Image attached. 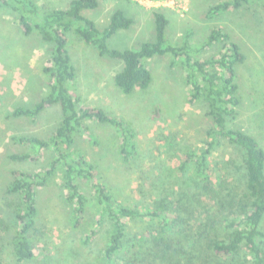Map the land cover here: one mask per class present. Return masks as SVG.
<instances>
[{"label":"trees","instance_id":"trees-1","mask_svg":"<svg viewBox=\"0 0 264 264\" xmlns=\"http://www.w3.org/2000/svg\"><path fill=\"white\" fill-rule=\"evenodd\" d=\"M254 2L264 7V0H224L212 5L208 16L214 19ZM98 4V0H70L64 7H47L37 0H0V8L17 12L24 35L37 32L49 44L50 52V64L44 68L49 78L47 94L33 106L17 107L12 115L36 118L55 105L61 108L60 123L49 139L12 136L15 142L33 148L32 152L14 154L15 160L33 161L36 150L41 148L52 149L55 154L49 167L42 171L13 172L7 191L17 196L16 204H9L14 206L17 226L9 241L14 258L24 262L36 257L38 192L61 173L68 191L67 202L73 206V227H84L89 207L99 210V225L109 224L107 242L102 249L104 264H264V147L257 136L232 125L241 103L237 65L244 61L245 55L240 45L218 23L201 46L193 44L190 34L182 42L172 43L166 34L170 19L164 10L158 9L154 11V41L144 42L138 49L114 48L109 43L111 37L120 29H129L134 19L117 9L108 25L101 28L83 13ZM70 33L96 47L102 55L123 63L114 80L126 95L152 85L153 74L147 59L171 56L172 66L181 63L185 67L186 80L191 86L188 99L191 103L204 102L212 121L204 145L187 148L177 166L180 176L192 179L190 192L183 189L180 199L174 201L169 200L168 193H160L148 204L137 200L130 203L121 199L98 175L99 167L94 160L87 159L83 152L71 150L75 136L86 129L87 120L93 119L109 123L124 133L118 150L126 163H131L140 152L136 133L123 117L97 106L80 104V96L75 94L78 73L69 48ZM215 44H222L219 53L207 58L198 56ZM224 141L242 152V166H232L244 182L242 194L233 193L239 188L235 185L225 194V181L214 178L211 157ZM202 197L209 202L204 205ZM194 203L199 204V218L193 217ZM228 208L229 213L223 216L221 211L228 212ZM130 222L141 226L132 233ZM12 226L0 215V230L12 231ZM97 228L94 226V235ZM3 236L0 232V238L4 239ZM92 237L87 236L85 241ZM81 264L102 263L83 261Z\"/></svg>","mask_w":264,"mask_h":264},{"label":"rangeland","instance_id":"rangeland-1","mask_svg":"<svg viewBox=\"0 0 264 264\" xmlns=\"http://www.w3.org/2000/svg\"><path fill=\"white\" fill-rule=\"evenodd\" d=\"M69 1L37 0L47 7H64ZM221 1L224 0H98L96 8L83 13L101 28L108 25L117 9L132 17L131 27L120 29L109 41L112 47L120 49H138L144 42L155 40L154 11L158 9L164 10L170 19L166 34L172 43L182 42L183 37L190 34L193 44L201 46L216 23L224 26L245 55L244 61L237 65L241 103L232 125L257 136L264 147V7L254 2L209 18V8ZM18 17L11 8H0V215L14 228L5 233L0 230L4 234V239L0 238V264H81L83 261L104 264L102 249L107 242L109 224L99 225V210L89 207L87 222L82 223L84 227H73V206L67 202L68 191L61 173L38 192L36 257L18 262L12 254L9 241L17 226L14 206L9 204H16L17 196L8 193L7 188L13 180V172L16 169L42 171L49 167L55 155L52 149L41 148L36 150L33 161L15 160L14 154L32 152L33 148L15 142L12 136L22 134L49 139L61 118L59 105L44 110L36 118L12 115L17 107L33 106L40 101L49 87L44 71L50 64L49 44L37 32L24 35ZM69 40L78 73L75 94L80 96V104L97 106L123 117L136 133L140 152L131 163H126L118 150L124 133L109 123L93 119L87 120L86 129L75 136L71 150L83 152L87 159L94 160L99 167L98 175L121 199L130 203L137 200L148 204L160 193H168L169 200L174 201L180 199L183 189L190 192L194 183L190 177L180 176L177 166L187 148L204 145L206 130L212 121L204 102L189 101L191 86L186 80L185 67L181 63L172 66L171 56L147 59L153 74L152 85L147 90L126 95L116 87L114 80L123 67L121 61L102 55L74 33H70ZM221 47L222 44L207 47L198 56L207 58L219 53ZM211 162L216 181L218 177L225 181V194L233 185L239 186L237 190L232 189L233 193L244 192V182L232 168L234 164L242 166V152L237 147L224 141L212 155ZM230 172L233 173L228 177ZM201 201L204 205L209 202L204 197ZM198 206L194 203V218L201 215ZM229 210H222V215ZM94 226H98L96 235ZM140 226L141 223L130 222V231L134 233ZM90 235H93L90 241H85Z\"/></svg>","mask_w":264,"mask_h":264}]
</instances>
